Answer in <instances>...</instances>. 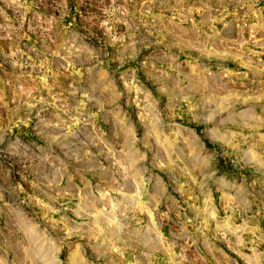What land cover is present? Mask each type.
<instances>
[{"label":"rangeland","instance_id":"obj_1","mask_svg":"<svg viewBox=\"0 0 264 264\" xmlns=\"http://www.w3.org/2000/svg\"><path fill=\"white\" fill-rule=\"evenodd\" d=\"M0 264H264V0H0Z\"/></svg>","mask_w":264,"mask_h":264}]
</instances>
